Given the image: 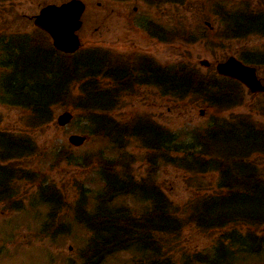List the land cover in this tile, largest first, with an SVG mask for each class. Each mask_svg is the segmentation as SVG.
I'll use <instances>...</instances> for the list:
<instances>
[{"label": "trees", "instance_id": "obj_1", "mask_svg": "<svg viewBox=\"0 0 264 264\" xmlns=\"http://www.w3.org/2000/svg\"><path fill=\"white\" fill-rule=\"evenodd\" d=\"M185 1L190 0L174 2L183 5ZM210 7L220 18L221 32L206 27L191 31L178 24L172 33L161 29L159 36L152 34L153 38L190 44L203 41L211 49L256 37L263 41L262 47H246L240 56L264 69V10H254L252 0H241L235 8L222 1ZM30 48L43 55L52 52L53 56L49 55L48 63H38L37 70L13 62L21 61ZM151 85L163 94L192 97L210 110L204 134L193 136V143L186 142L149 114H135L126 121L113 117L125 97L142 96ZM245 93L240 83L216 73H203L183 62L163 67L148 57L100 49L64 55L51 48L49 37L42 32L31 37L0 34V104L19 109L22 124L31 131L53 122L57 108L71 107L77 113L72 125L83 119L87 128L78 127V131L107 146L92 163L98 169L101 188L95 193L91 211L82 213L85 195L81 189L75 208L78 220L90 232L80 264H104L108 257L121 252L134 254L129 264H239L261 252L264 236L242 235L240 230H257L264 225V170L262 173L251 161L252 155L264 158V122L244 115L233 122L218 117L241 106ZM255 96L259 97L256 108L264 118V94ZM132 141L146 150L141 179L135 176V159L128 153ZM36 148L30 136L0 129V204L9 210L15 202L16 184L39 179L35 172L16 168L13 162L33 156ZM105 150L110 158L103 157ZM172 151L176 158L170 155ZM71 158L62 149L53 155V163L73 161ZM164 165L182 168L190 177L214 172L218 192L203 195L187 208L174 205L157 184L158 171ZM39 183L37 194L41 197L53 188L44 180ZM127 198L142 201L144 208L134 211L117 203ZM192 224L204 231L218 229L222 234L205 253L183 252L177 257L171 242L181 238ZM248 240L252 241L250 247Z\"/></svg>", "mask_w": 264, "mask_h": 264}, {"label": "rangeland", "instance_id": "obj_2", "mask_svg": "<svg viewBox=\"0 0 264 264\" xmlns=\"http://www.w3.org/2000/svg\"><path fill=\"white\" fill-rule=\"evenodd\" d=\"M64 1L66 0H0V34L31 37L37 32L33 17L42 7L53 2L61 4ZM216 1H222L223 5H228V8H235L241 2V0H190L185 5L174 3L171 6L167 4L150 6L138 1L130 3L122 8V11L128 10L129 14H132L133 8L137 7V15L140 17L145 16L152 20L162 17L167 21L178 18L176 19L178 23H183L185 26L187 24L191 31H196L198 27L203 26L200 25L201 23L209 22L215 26L214 32H216L221 31L222 27L221 22L211 12L210 6ZM98 2L105 5L108 0H87L85 23L78 32L83 42V50L98 48L119 54L147 55L162 66H174L183 62L184 65L188 64L203 73L211 74L216 73L215 65L218 61L226 60L232 55L237 56V52L242 54L246 47L255 50L261 48L263 44L262 40L252 37L247 40L228 41L222 43L220 47L209 49L203 41L195 44L178 40L158 41L136 26L134 29L129 27L128 32L124 33L123 28L118 27L122 25L121 22L116 21L112 25L109 23L110 20L103 12L104 6H97ZM112 7L120 10L119 4H114ZM252 7L254 10H264V0H252ZM49 55L53 56V53L49 52ZM49 55H43L38 49L30 48L21 61L14 59L13 62L17 61L31 70H37L38 63H48ZM203 60L209 61L208 68L200 64ZM257 72L258 77L264 82V69L257 66ZM145 90L142 96L125 97L122 107L115 110L113 117L126 121L135 114H149L154 121L167 127L170 132L178 134L179 138L186 142L193 136L204 134L212 113L201 106L196 99L163 94L152 85ZM245 92V100L241 106L218 117L233 122L244 115L254 122H264V118L260 116L256 108L259 97L246 89ZM75 95L74 93L73 100L77 99ZM69 110H72L71 107L57 108L53 122L31 131L22 124L23 115L20 114L19 109L0 104L2 119L0 129L6 133L19 132L30 136L37 145L33 156L13 162L14 166L35 172L38 174L35 177H39L35 182L21 181L16 184L13 189L17 194L11 210L0 204V264H80L81 262V252L90 232L78 220L75 208L77 200L81 197V189L85 195L82 213L88 214L91 211L95 193L101 188L98 169L96 164L92 163L107 146L104 141L95 139L94 136H90L88 141L80 147L70 145L68 137L71 134H81L78 127L87 125L86 121L81 119L74 125L70 123L66 127H59L57 117ZM191 142L193 143L194 140L192 139ZM62 149L67 151L74 160L53 163V155ZM128 153L135 159L133 165L135 176L141 179L144 175L146 150L132 141L128 147ZM180 154L185 156L186 153ZM102 155L110 158L108 150H105ZM170 155L173 158L177 157L175 151H172ZM256 157L257 155H252L251 161L263 173L264 158ZM199 175L190 177V174L182 168L164 165L160 167L156 180L158 186L174 205L178 204L181 208H187L193 206L195 200L203 198V195L208 197L218 192L216 173L209 171ZM43 180L53 188L44 192L41 197L37 192L39 182ZM141 202L127 198L117 203L126 204L134 211H139L144 208ZM145 205L147 206V203ZM226 205L230 208V203ZM214 210H219V206ZM188 228L181 238L171 242L173 253L177 257L183 252L205 253L222 234L218 229L204 231L193 224ZM240 232L242 235L254 233L264 236V225L252 231L244 227ZM248 243L250 247L252 241L248 240ZM133 255L130 252L117 253L108 257L104 264H129ZM247 261H241L239 264H264V247H261L260 253L251 255V259Z\"/></svg>", "mask_w": 264, "mask_h": 264}, {"label": "water", "instance_id": "obj_3", "mask_svg": "<svg viewBox=\"0 0 264 264\" xmlns=\"http://www.w3.org/2000/svg\"><path fill=\"white\" fill-rule=\"evenodd\" d=\"M84 10L85 5L81 0H71L61 6L49 5L36 16L35 25L50 35L57 50L71 54L79 50L81 45L76 32L81 27V16ZM200 63L206 67L210 65L207 60ZM216 71L221 76L241 82L252 93L264 92V85L257 77L256 68L243 64L234 56H230L224 62L217 63ZM72 119L73 114L65 111L58 116L57 122L60 127H64ZM87 139L85 135L72 134L69 136L68 141L71 145L80 147Z\"/></svg>", "mask_w": 264, "mask_h": 264}, {"label": "flooded vegetation", "instance_id": "obj_4", "mask_svg": "<svg viewBox=\"0 0 264 264\" xmlns=\"http://www.w3.org/2000/svg\"><path fill=\"white\" fill-rule=\"evenodd\" d=\"M69 0H66L62 3H65ZM85 2L86 5V9H87V0H83ZM138 1H142L147 3L150 6L153 5H157L160 6L162 4H167L169 6L173 5L175 2V0H108V3H105V5L102 2H98L97 6L103 7V12L106 13V18H108L109 23L112 25L114 22L119 21L121 22V26H118L120 28H123L124 33L128 32L129 27L134 29L135 25H138L141 29L146 30L147 32L149 31V29H151L152 27H156L155 32L158 33L161 28L159 27V25L162 26H166V23L168 22L170 25H174L175 26V22L176 19L174 21H167L166 19L160 17L156 20H152L148 17H140L138 14V8L135 7L133 8L134 10L132 11V14H129L128 10H125L124 12L122 11V8L127 7L130 3H136ZM50 4H56L55 2L50 3ZM114 4H119L120 10L113 8L112 5ZM86 9L84 14L82 15V27L84 26L85 20H84V15L86 13ZM176 18V17H175ZM124 26V27H123ZM117 27V28H118ZM80 29V30H81ZM79 30V31H80ZM78 31V32H79ZM80 37V36H79ZM81 39V37H80ZM82 41V39H81Z\"/></svg>", "mask_w": 264, "mask_h": 264}]
</instances>
